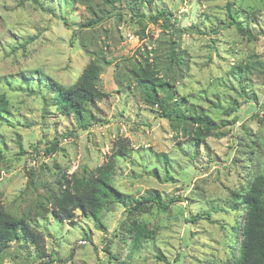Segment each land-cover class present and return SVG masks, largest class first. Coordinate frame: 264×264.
Listing matches in <instances>:
<instances>
[{
  "label": "rangeland",
  "instance_id": "rangeland-1",
  "mask_svg": "<svg viewBox=\"0 0 264 264\" xmlns=\"http://www.w3.org/2000/svg\"><path fill=\"white\" fill-rule=\"evenodd\" d=\"M227 2L245 32L230 21ZM123 4L143 14L165 9L170 23L121 14L81 27L92 17L89 6L98 16L110 7L100 0H0V92L8 98L0 200L40 231L44 246L41 253L10 243L1 264H228L237 256L245 215L239 195L257 175L264 178V0ZM93 59L106 96L89 107L94 118L84 116L83 128L55 109L43 87L71 85ZM246 64L250 70L236 74L241 79L231 75ZM138 67L168 81L180 111L216 127L196 140L197 123L172 124L157 103L144 101ZM118 141L127 151L115 159L112 183L125 205L155 189L167 210L131 215L113 203L100 216L104 230L80 211L70 221L55 218L50 199L58 181L106 163ZM52 142L56 149L46 152ZM133 221L152 233L138 245Z\"/></svg>",
  "mask_w": 264,
  "mask_h": 264
},
{
  "label": "trees",
  "instance_id": "trees-1",
  "mask_svg": "<svg viewBox=\"0 0 264 264\" xmlns=\"http://www.w3.org/2000/svg\"><path fill=\"white\" fill-rule=\"evenodd\" d=\"M103 5L109 6L110 10L104 15L98 16L96 11L89 6L92 17L86 22H83L81 27H94L100 21L109 16L129 14L134 18L143 21L147 18L151 22H157L163 18L166 24L170 23L169 12L165 9L159 10L156 14L138 13L134 7L124 5L123 0H100ZM137 5L144 1L151 0H134ZM37 4L42 7L40 2ZM227 12L230 21L236 24V18L233 16L229 7V2L226 3ZM236 28L240 33L245 32L236 24ZM143 34V30L141 31ZM75 35V30L73 31ZM24 47V45H22ZM169 56L175 63H179L180 57L174 54V48H169ZM250 70L249 64L237 65L231 75L241 79L243 75L238 77L236 74ZM101 67L96 59L88 62L82 69L77 79L69 86L65 87L57 82H52L44 86L43 89L49 88L52 92L50 100H53L52 105L62 115H73L80 123V127L85 126L81 122L84 116L92 117L90 106H94L96 102L104 100L106 93L98 89L97 81L100 75ZM136 85L141 88L144 101L150 104L157 103L161 108L162 115L165 116L172 124L193 122L197 123L198 127L194 130L196 140L203 138L215 128V122L201 115H187L176 107L174 97L168 91L169 83L161 79L152 71L138 67L134 70ZM240 88L244 91V85L240 82ZM162 90L165 94L161 97L157 92ZM242 94H245L242 93ZM8 112V98L0 92V120L4 119V115ZM87 126V125H86ZM83 127V128H86ZM117 148L109 156L106 163L94 168L87 174L80 176L72 174L69 178H63L58 181L60 186L56 193L51 194V214L59 220L70 221L75 211H80L83 215L93 219L96 222L98 229L104 230V226L100 223V216L103 210L113 203L126 204V200L121 198L120 193L116 191L113 185L114 164L117 157L123 156L127 151V144L118 141ZM55 142L50 144L49 152L55 150ZM165 176L164 181H168ZM245 191L241 193V204L245 210L244 222L242 225V238L238 247V253L234 261L228 264H264V178L262 175H257L250 183L244 187ZM132 206L125 205L128 208V213L131 215L145 213L152 206L157 210L165 212L169 206V201H161L160 194L155 189H148L145 195L140 198L131 199ZM172 201V200H171ZM146 203L148 205H146ZM130 230L132 231V242L139 244L141 239L148 238L152 235L146 231L144 224L138 221H133ZM42 234L39 230L30 225L26 217L15 216L5 210L0 200V264L3 261L4 255L10 243L33 245L37 251L44 253L42 243ZM109 252V250H108ZM110 254V252H109Z\"/></svg>",
  "mask_w": 264,
  "mask_h": 264
}]
</instances>
